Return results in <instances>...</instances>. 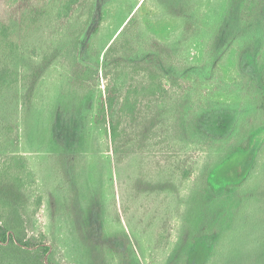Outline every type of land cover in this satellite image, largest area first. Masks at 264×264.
<instances>
[{
  "label": "rangeland",
  "instance_id": "374dc122",
  "mask_svg": "<svg viewBox=\"0 0 264 264\" xmlns=\"http://www.w3.org/2000/svg\"><path fill=\"white\" fill-rule=\"evenodd\" d=\"M24 3L0 0V21L19 23ZM187 7L188 0H115L93 39L97 52H105L115 42L117 56L123 55L124 45L137 57L150 55L153 59L142 63L166 73L163 79L171 91L166 97L140 93L133 113L120 112V155L104 125L96 122L94 106L110 85L118 90L121 107L129 89L146 87L147 72L132 64L108 62V77L101 71L99 80H90L83 88L55 51L60 40L80 25L74 15L65 22H54L38 37L19 38L16 66L26 78L17 91L0 99V187L11 183L12 174L25 179L30 170L35 174L30 186L22 182L26 211L20 231L33 240L46 234L54 243L59 264H114L96 238L101 223L118 235L125 228L142 264H169L183 234L191 232L196 223L210 225L206 220L214 214L220 217L226 205L232 219L224 220V230L208 254L206 246L201 247L202 260L207 254L208 264H264V201H257L254 195L255 187L264 181V130L256 134L248 152L235 154L216 171L218 180L237 182L246 174L252 157L245 191L227 195L204 186L208 170L241 137L245 140L247 130L257 123L259 116L249 106L254 86L237 68L232 50L221 57L212 79L190 73L179 79L171 76L204 64L212 32L204 7L186 14ZM83 10H77L75 16L86 13ZM159 64L175 74L162 71ZM29 81L36 84L32 103L36 109L25 116L21 94ZM68 106L70 112L74 108L88 117L89 137L87 155L65 168L58 149L51 146L48 126L53 127L57 113L66 112ZM217 108L241 111V121L226 138L210 133L203 121L196 122L197 117ZM240 128L245 129L243 134Z\"/></svg>",
  "mask_w": 264,
  "mask_h": 264
},
{
  "label": "trees",
  "instance_id": "16d2710c",
  "mask_svg": "<svg viewBox=\"0 0 264 264\" xmlns=\"http://www.w3.org/2000/svg\"><path fill=\"white\" fill-rule=\"evenodd\" d=\"M24 1L26 3H24L25 7L19 23L9 24L0 21V99H4L5 95L13 89L17 91L20 84L21 86L24 84L23 79L26 78L21 69L16 66L20 46L19 38L30 39L34 35L38 37L54 22L58 20L65 22L74 15V20L80 19V25L74 29L73 34L71 32L68 37L60 40L55 51L60 53V58H63L77 75L83 88L89 84L90 80L93 81L96 78L99 80L101 71L105 72V76L108 77L106 69L108 62L115 65L132 64L135 69L139 67L147 72L146 87H143L142 90L129 89L121 100V107L118 90L110 85L106 86L105 94H101L98 103L94 106L96 122L104 125L108 140L112 141L115 152L120 155L121 119L119 115L126 114L128 111L133 113L136 110L137 96L140 93L146 94L145 96L163 97L169 90L170 95L171 91L163 79L166 73H159L155 68L150 67V64H143V61L146 63L153 58L150 55L137 57L130 53L129 47L126 45L122 46L121 50L119 49L123 55L118 56L115 54L117 52L115 42L105 52L93 50V39L107 18L108 6L115 0ZM203 7L212 27L206 45L204 66H193L188 71L184 69L180 75L171 72L170 68L167 69L163 65L159 64L158 66L164 72L175 74H171V76L177 79L188 73L196 77L202 75L203 78L212 79L218 71L221 57L232 50L235 52L237 68L254 86V99L249 101V106L251 105L252 112L259 116L257 123L251 129H246L248 131L247 138L244 140L245 137H241L234 148L228 151L212 169L208 170L204 178V186L209 185L214 192L223 191L230 195L238 189L245 191V188L248 187L254 159L248 158L250 167L237 182L218 180L216 178L217 169L235 154L248 152L256 134L264 130V42H262L264 37L261 35L264 34V0H188V7L184 12L192 13V11L203 9ZM79 9L82 12L85 9L86 13L75 16ZM83 15H85L84 19L81 17ZM60 44L62 46H59ZM33 80H35V75ZM26 86L28 87L27 91L21 95L24 97L22 105L26 108L25 116H28L32 115L33 110L36 109L34 104L32 105L35 100L36 84L30 82ZM134 96L135 101L132 102L131 98ZM70 107L66 108L69 113L67 111L57 113L58 117L54 118L53 127L48 126L52 138L51 146L58 149L61 163L65 165V168L71 163H76L73 160L87 155L89 137L88 117L74 108H72L73 113L70 112ZM214 110L203 113L197 117L196 122L199 124L200 121H203V127L210 133L226 138L232 133L237 122L241 121L239 115L241 111L229 108ZM240 130L243 134L242 130L245 129L240 128ZM6 174H9L8 171ZM27 175L28 179H25L20 174H12L11 183L0 187V264H59L60 262H56L55 250L52 248L54 243L47 239L46 234L33 240L26 238L20 231L24 220L22 212L26 211V204L21 199L20 191L24 188L23 184L28 183L30 186L35 179V174L31 170ZM254 195L257 201H264V181L255 187ZM38 202L40 205L42 201L39 199ZM228 209L229 205H226L220 213V217L217 218L214 214L215 216L206 220L210 222V225L204 224L203 227H200V224L196 223L191 232L183 234L180 246L171 255L169 264H208L207 254L210 252L208 249L213 247L224 230V220L228 221L230 216L232 219ZM100 230L96 238L102 242V245L104 244L107 255L110 259L115 260L114 264H142L125 228L123 229L124 234L118 235L116 231L110 230L107 224L101 223ZM203 245L207 248V254L202 260L203 250L201 247ZM6 250L10 252L6 253Z\"/></svg>",
  "mask_w": 264,
  "mask_h": 264
}]
</instances>
